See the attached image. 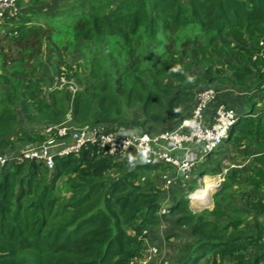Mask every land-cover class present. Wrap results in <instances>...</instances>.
I'll use <instances>...</instances> for the list:
<instances>
[{"label":"trees","instance_id":"trees-1","mask_svg":"<svg viewBox=\"0 0 264 264\" xmlns=\"http://www.w3.org/2000/svg\"><path fill=\"white\" fill-rule=\"evenodd\" d=\"M108 1L104 6L103 0H88L87 11L63 28L40 21L36 7L4 16L0 152L17 155L46 139L41 131H23L16 137L20 144L11 141L17 102L25 112L32 110L29 118L37 123L55 125L69 117L75 126L117 124L137 110L136 126L175 120L169 128L192 110L198 91L229 83L245 89V102L229 103L217 94L212 107L224 103L239 113L223 147L230 144L246 154L248 143L258 148L252 165L230 174L251 187L257 195L251 207L264 214V0ZM92 42L95 49L86 63H69V50ZM42 54L55 74L66 78L70 73L81 86L72 92L68 84L61 90L51 85L43 94L38 78L15 75V70L30 74ZM194 65L202 72H190ZM154 167L159 165L130 170L92 144L56 156L53 169L35 159L0 166V264H131L141 259L148 229L158 223L164 190L138 182V170ZM186 204L180 196L169 205L177 224L191 227L195 236L179 264L226 259L264 264L263 224L257 221V232L242 235L240 218L218 223L186 214Z\"/></svg>","mask_w":264,"mask_h":264},{"label":"rangeland","instance_id":"rangeland-1","mask_svg":"<svg viewBox=\"0 0 264 264\" xmlns=\"http://www.w3.org/2000/svg\"><path fill=\"white\" fill-rule=\"evenodd\" d=\"M88 4V0H35V3H33L32 0H21L12 12L15 10H21L22 8L26 9L27 7H36L37 10H39L37 16L40 21L48 20L51 23L54 21L56 25L63 28L64 26H67L66 24L70 23V18L78 16L81 11H87L86 6ZM103 4L104 6H108L109 1L103 0ZM51 11L55 12V15H58V13L63 14L64 19L53 18L52 16L47 17V12L49 13ZM58 16L60 17V15ZM87 44L88 43L82 46L78 45L75 46L72 51L69 50L67 56L69 63L73 64L75 63L74 60H81L84 64L88 61V59H90L95 49V44L93 42L90 43V46ZM33 66L34 69L30 72V74H20L15 70V75H17L18 78H23L25 75L38 78L40 80V84H43L44 87L43 94H47L49 92V86L52 85L54 88L55 80L60 78L62 74H55V72H53L51 62L47 61V58L44 57L43 54L40 59H37V62L34 63ZM73 66L75 67V64H73ZM190 72L201 73L202 66L194 65ZM65 75V80L69 81L73 87L76 86V88H78V86H81L77 77L75 78L70 73L68 75L67 72ZM7 76L11 77L12 75L9 74ZM52 76L54 81L49 80ZM13 79L14 77H11V81L14 82L15 80ZM66 84L68 83H64L63 80L61 85H59V88L57 87L56 90H61V88ZM4 86L5 84L0 79V90H2ZM23 87L24 84L23 86H20L21 89ZM209 87L216 91V95L219 94L221 97L223 96L226 98L229 103L232 102V100H236L238 102H242L243 100V102H245L246 100L245 96L247 94L245 93L247 92L244 88H238L236 86L233 87L229 83L211 84ZM241 94L245 95L243 96ZM212 103L213 101L208 104L207 110H211ZM14 108L16 109L17 121L15 128L9 133V136L11 141L15 144L21 143L16 139V137L21 136L23 131H41L44 135H46V138L49 139L53 133L58 134V129H62L63 127L73 129L69 125V117L63 123L55 125L43 122L37 123L32 121L31 117L29 118L32 110L25 112L19 102H17ZM191 111L192 110L186 114L189 115ZM138 115L139 113L137 114V110H135L134 112H130L128 114L126 121L118 123L135 125L133 123H136L135 121H137L139 117ZM174 121L175 120L172 119H166L162 122L151 121L146 126H137L143 132L154 134L170 126ZM93 124L94 123H89L82 126H90ZM55 138L58 137L56 136ZM223 144L224 141L220 146L223 147ZM246 147L250 150L248 154H246L244 150L237 149L233 145L225 144L223 148H218L221 149L220 153L217 151L218 149L214 150L209 154L211 159H207L206 157L202 162L197 163L187 176H183L181 178L175 174L173 168L164 166L163 164L159 165V167H154L148 170L139 169L137 181L141 183L149 181L157 188L164 190L162 204H168L171 203L173 199L180 196L185 198V195L190 194L194 189L196 190V188L204 183L203 178L206 176V181L211 184V187L210 191L204 198V203L195 204V201L191 202L186 199L188 204H186L185 213H191L194 215L203 214L205 218H214L218 223H225L228 220H236L237 218H240L239 220H241V224L239 225V228L241 229L240 232H242V235L250 232H257L256 222L259 221L264 226V214H258L251 207L250 201L253 200L252 195L255 193L251 187L242 185L236 181L234 176L230 174L232 169L241 168L243 165H252V159L255 155L254 153L257 152L258 148L252 143H248ZM168 178H171V182L169 183L166 181ZM57 184L59 185L58 187H61L60 181L57 182ZM191 196L196 199V191L195 193L193 192ZM254 197H257V195H254ZM211 214L214 216H211ZM159 217L158 223L153 224L149 228L150 231L148 229V247H144L145 256L131 264H179L185 257H187L191 248L194 247L195 236L191 234V227L177 224L176 216L171 214L169 211L165 214H159ZM221 264L233 263L231 260L226 259Z\"/></svg>","mask_w":264,"mask_h":264},{"label":"built area","instance_id":"built-area-1","mask_svg":"<svg viewBox=\"0 0 264 264\" xmlns=\"http://www.w3.org/2000/svg\"><path fill=\"white\" fill-rule=\"evenodd\" d=\"M17 2L18 0H0V22L6 14L16 12L12 10L16 8ZM63 80L68 83L72 92L76 90V86L73 87L63 75L55 80L54 87L59 88ZM215 98L216 91L213 88L198 91L196 103L188 116L180 119L173 127L154 134L143 132L136 125L126 124L74 125L73 129L63 127L58 129V138L51 136L39 146H25L17 155L0 152V166L12 161L35 159L48 169H53L56 156L76 153L82 147L92 144L114 160L125 161L130 170L139 165L163 164L173 168L181 178L187 176L197 163L202 162L221 145L239 118L236 109L224 103L207 110L208 104L214 102ZM179 170L181 173H178ZM166 181L171 182V178ZM189 196L190 194L185 195V199L195 201V204L204 203V198L193 200ZM169 205L170 203L162 204L159 214L167 213Z\"/></svg>","mask_w":264,"mask_h":264},{"label":"bare ground","instance_id":"bare-ground-1","mask_svg":"<svg viewBox=\"0 0 264 264\" xmlns=\"http://www.w3.org/2000/svg\"><path fill=\"white\" fill-rule=\"evenodd\" d=\"M204 183L199 186L198 188H196V190L194 189L191 193H190V196L189 198L193 199V200H198V199H201V198H205L207 193L210 191V187H211V184L206 181L207 180V177L204 176ZM196 191V199L193 198V196H191L193 194V192L195 193Z\"/></svg>","mask_w":264,"mask_h":264},{"label":"crops","instance_id":"crops-1","mask_svg":"<svg viewBox=\"0 0 264 264\" xmlns=\"http://www.w3.org/2000/svg\"><path fill=\"white\" fill-rule=\"evenodd\" d=\"M69 125H70V127L74 126V124H72L71 122H69ZM159 218H160V217H159ZM159 218H158V221H159ZM152 229H153V228H152ZM149 231H150V229H149ZM149 231H148V234H149ZM147 238H148V237H147ZM144 245H145V246L148 245L147 239L145 240ZM147 247H148V246H147Z\"/></svg>","mask_w":264,"mask_h":264},{"label":"water","instance_id":"water-1","mask_svg":"<svg viewBox=\"0 0 264 264\" xmlns=\"http://www.w3.org/2000/svg\"><path fill=\"white\" fill-rule=\"evenodd\" d=\"M178 173H181V171L179 170Z\"/></svg>","mask_w":264,"mask_h":264},{"label":"clouds","instance_id":"clouds-1","mask_svg":"<svg viewBox=\"0 0 264 264\" xmlns=\"http://www.w3.org/2000/svg\"><path fill=\"white\" fill-rule=\"evenodd\" d=\"M191 79V78H190ZM201 186V185H200Z\"/></svg>","mask_w":264,"mask_h":264}]
</instances>
